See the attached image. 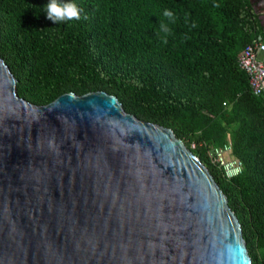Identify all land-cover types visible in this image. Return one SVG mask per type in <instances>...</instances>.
<instances>
[{
  "label": "water",
  "instance_id": "95a60500",
  "mask_svg": "<svg viewBox=\"0 0 264 264\" xmlns=\"http://www.w3.org/2000/svg\"><path fill=\"white\" fill-rule=\"evenodd\" d=\"M16 85L0 58V264H252L228 197L172 128L106 92L37 106Z\"/></svg>",
  "mask_w": 264,
  "mask_h": 264
},
{
  "label": "trees",
  "instance_id": "16d2710c",
  "mask_svg": "<svg viewBox=\"0 0 264 264\" xmlns=\"http://www.w3.org/2000/svg\"><path fill=\"white\" fill-rule=\"evenodd\" d=\"M77 2L86 18L56 24L49 0H0V58L18 96L45 106L106 92L140 120L172 128L228 197L252 264H264V95H253L238 65L244 48L264 41L250 1ZM227 145L242 161L234 178L210 156Z\"/></svg>",
  "mask_w": 264,
  "mask_h": 264
},
{
  "label": "built area",
  "instance_id": "2783aa9c",
  "mask_svg": "<svg viewBox=\"0 0 264 264\" xmlns=\"http://www.w3.org/2000/svg\"><path fill=\"white\" fill-rule=\"evenodd\" d=\"M264 41L255 40L244 48L239 55L238 65L249 78V85L254 96L264 95ZM196 147V144L192 145ZM232 151L230 146L213 147L210 150V156L214 162L226 172L228 178L237 177L242 170V161L226 155Z\"/></svg>",
  "mask_w": 264,
  "mask_h": 264
},
{
  "label": "clouds",
  "instance_id": "9594fccd",
  "mask_svg": "<svg viewBox=\"0 0 264 264\" xmlns=\"http://www.w3.org/2000/svg\"><path fill=\"white\" fill-rule=\"evenodd\" d=\"M44 7L47 13V18L56 24L77 22L82 18H86L82 17L83 9L78 4L77 0H67V2H61V0H49V3ZM163 15L171 19L173 17V12L165 10ZM161 30L167 32V25L162 23Z\"/></svg>",
  "mask_w": 264,
  "mask_h": 264
},
{
  "label": "rangeland",
  "instance_id": "374dc122",
  "mask_svg": "<svg viewBox=\"0 0 264 264\" xmlns=\"http://www.w3.org/2000/svg\"><path fill=\"white\" fill-rule=\"evenodd\" d=\"M262 59H264V56L262 57ZM226 156L229 157V158H232L233 157V155L231 154V152L228 153Z\"/></svg>",
  "mask_w": 264,
  "mask_h": 264
}]
</instances>
